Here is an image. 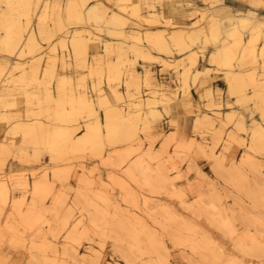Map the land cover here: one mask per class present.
<instances>
[{
  "label": "rangeland",
  "instance_id": "obj_1",
  "mask_svg": "<svg viewBox=\"0 0 264 264\" xmlns=\"http://www.w3.org/2000/svg\"><path fill=\"white\" fill-rule=\"evenodd\" d=\"M151 1L154 5L155 2H162V0ZM232 1L235 6L224 0L215 1L213 5L215 8L227 5V9L236 14H239L241 10H250L259 19H264V13H259L255 8L258 5L264 7V0ZM238 1L246 2L248 5L242 8L237 4ZM54 2L59 1L55 0ZM0 6V11L12 8H9L8 4L2 0H0ZM199 7L203 9V4ZM43 8L44 5L39 9L44 12L46 7ZM152 9L155 10L156 5ZM119 10L122 9L119 7ZM13 11L15 12L11 18L17 20L24 18L22 7ZM122 11L124 14L129 13L132 17L144 21L140 11L137 13L140 17L130 8L127 12ZM154 13L158 15L156 11ZM184 15L197 17L192 20L195 21L201 18V11L195 10L192 13L185 11ZM36 19V17L33 18V25L36 24L38 20ZM207 19L208 17L205 16L201 23H207ZM66 20L65 27L51 40H41L42 43L46 42L50 46L52 41L66 30L63 33L66 42L56 41L49 47V56L45 66L44 55L39 54L45 49L42 43L31 54L21 55L19 52L17 56L8 59L5 58V46L0 43V80L2 79L0 82V124L5 125L3 128L4 135L0 140V167L4 165L6 158L17 154L21 159L33 158L37 161L44 155H49L50 161L55 163L51 178L49 177L50 168L46 167L43 168V175L35 180V182L37 180L45 181L47 192L42 194H36L34 187L31 189L30 184L25 185L22 182L23 179L28 180L27 176L0 177V181H4L10 188L6 201L3 202L0 196V249L7 240L10 247L26 250L29 253L28 264H264V151L257 152L251 147L252 145L250 146L253 127L247 128L244 122L246 130L242 129L240 127V115H233L229 118L227 116L229 111H227L225 114L226 121L223 123L224 128H215L217 119L214 127H207L205 124H198L194 121V136L190 138L179 133L183 126L175 119L169 122L170 129L163 128L158 132L155 124L163 119V113L155 118L156 121L153 125L150 124L148 127L144 125V122H140L138 133L143 138L141 145L143 149L151 148L152 156L150 159L146 158V153L142 152L145 155L146 163L139 166L135 171L136 175L133 176L125 170V167H121V164L124 166L127 163L128 158L135 160L139 156V153L136 154L137 152L132 155L128 154L129 140L113 143L105 141L102 148L89 147L91 149L75 151L68 148L64 151L54 150L55 147L52 146L58 139L60 140L61 135H58V138L54 135L53 141L51 139L54 138L53 134L51 133V136L47 134L42 138L40 137L38 142H34L22 133L15 132V125L17 124L36 125L45 121L53 126L50 127L52 130H55L53 129L54 126L59 127L55 130L56 132L62 130L64 126H81L76 131L77 133H73V137H77V134L85 129L87 122L100 120V115L99 111L92 114L90 110H85L76 114V117L71 121L58 119V110L62 106L72 108L73 104H77L76 101L73 103L68 98L70 94L84 90L89 97H91L90 94H94L92 98L95 99L97 108L100 107L99 94H97L100 89L94 84L97 79L102 76V88H106L105 84H109L110 87L108 86V88L112 91L111 85L117 88L119 86L118 89L121 90L120 86L124 82L123 79L132 78L129 70L136 63L132 61L135 58L137 61L141 57H137V53L133 51L136 57L131 59L129 49L126 46L123 50L116 47L113 51L106 50L110 56L117 51V60H110L108 65L121 67L123 75L115 82L109 83L105 75L106 69L109 67L103 65V74L91 73L90 71L88 75H84L82 79L76 82V86L72 77L74 82L70 79L66 83L65 90L67 93L64 95L67 99H64L59 105L57 100L53 99V85L56 83L57 87V80L61 78L57 72L58 59L55 61L56 74L54 78L52 76L49 79H44L43 71L54 64L55 59L52 56L57 53L58 46L67 52L73 48L69 40L70 26L80 24L74 22L76 19L72 20L67 17ZM47 21L53 24L50 18ZM187 23L184 22L183 24ZM114 24L120 26L118 23ZM52 26L54 27V25ZM255 31L256 29L253 27L245 31L242 34L243 43L246 36L249 34V38H251ZM6 33V28L0 24V39L5 37ZM86 34L89 36V32ZM239 34L228 36L227 40L231 41L230 45L236 42ZM91 35L89 36V43L93 42V33ZM142 35L140 42L143 44L146 41L150 45L145 34ZM133 39L134 41L137 40ZM263 41L264 38L258 40L257 46L260 47ZM196 43L202 44L201 39H197ZM150 46L158 50L153 47L154 45ZM171 48L174 51L177 50V46L171 45ZM187 51V49L182 50L181 56L186 55ZM73 52L75 54V51ZM261 62H263L262 58L257 62H254L252 58L235 60L234 68L246 72V82L249 84L247 92L249 93H258L255 91L261 90L262 84L264 88V74L258 72V66ZM127 63L129 66H126ZM248 65H255V68L244 70ZM81 66L90 69L87 64H81ZM175 68L177 71L180 69L179 67ZM7 69H9L8 72ZM251 71L255 72L256 77H258L256 86H253L249 79ZM88 76L94 80L91 91L87 85ZM10 79H14V81L10 82ZM138 79L140 85H133L134 100L145 99L154 95L146 80L144 78ZM144 89L146 90L144 91ZM48 91L52 93L51 98ZM57 92L59 95L58 87ZM102 92L105 93L104 90ZM161 93L167 92L159 87L157 96H162ZM259 93H264V89ZM110 94L113 103L121 102L120 104H123L127 110L129 107L138 109L133 104L130 105V94H125L121 100H117L113 92ZM230 94L237 97L236 94L231 92ZM4 95L5 97H2ZM208 97L210 98V96ZM212 97L213 95L211 99ZM258 100L252 98L239 101L237 98L236 104L243 107L247 106L249 110L248 105L252 103L253 114L254 112H261L264 119L262 110L258 108V104H255ZM6 101L9 103L8 105ZM159 105H162L164 109L163 104L158 103L157 106ZM23 107H26L25 111H22ZM53 107H56V110H53ZM100 108L106 109L105 106ZM208 108L215 111L214 108L219 109L220 107L211 106ZM50 109L55 112H53L55 116ZM141 109L145 115V111L149 108L143 104ZM167 114L169 115V113ZM222 116L223 113L218 119L221 120ZM151 118L153 117L151 116ZM234 122H236L235 128L226 130ZM173 128L175 131L170 132ZM103 130H105L104 127ZM232 133L239 139H232V136H229ZM240 134H244L245 137L239 136ZM45 138H50L51 141ZM233 140L239 146H245V151L240 159L233 158L231 161H226V153L229 151L230 142ZM220 145L221 150L216 152ZM109 151L115 155L114 161L110 162L115 172L110 173L107 181H101L100 185L93 176L95 169H90L88 175L76 174L75 180L78 183V188L72 196L71 192L74 189H71L68 184L64 185V183L71 179V172L76 168L73 162L76 160L84 161L89 157L102 158L104 153H109ZM196 156H204L212 161L215 172L213 179L205 177L207 181L203 179H195L192 182L186 181L187 176L183 171V165L187 162L191 163L193 157ZM82 168L84 171L85 167L82 166ZM37 172L35 171L33 174L36 175ZM57 182L61 183L58 188L56 187ZM85 198L93 202L100 211L97 208L94 209V206L86 207ZM19 200L20 202L17 203ZM95 212H98L97 215ZM78 221H80V225L75 227L74 224Z\"/></svg>",
  "mask_w": 264,
  "mask_h": 264
},
{
  "label": "bare ground",
  "instance_id": "obj_2",
  "mask_svg": "<svg viewBox=\"0 0 264 264\" xmlns=\"http://www.w3.org/2000/svg\"><path fill=\"white\" fill-rule=\"evenodd\" d=\"M2 1L6 2L9 6V8L12 7L9 10L0 11V24L3 25L4 28H6V30H7L5 37L0 39L1 40L0 43L3 46H5V51H6V54H5L6 57L5 58H7V59L14 57V56H17L19 54V52L21 53V55L33 53L35 50H37L39 48L38 45L42 43L41 40H43V41L44 40H51L59 31H61L65 27L64 18H63V15L61 14L62 4L60 2H54L55 0H53V1H51V0H2ZM90 1L91 0H68L66 3V10H67L66 12L68 15L67 17L69 19H72V20L76 19L74 22H76L77 24H80V25L81 24L85 25L84 23H87V22H93L94 21V22L98 23V22L104 21L106 16H107V13H108L107 5L104 2H102V0L98 1V2H94L92 4H90ZM115 1H116L117 5L122 10H124L126 12L129 10V8L132 9V11L135 14H137L140 11V15H141L142 19L146 23H148L149 25L150 24L156 25V24H160V23L162 24L161 26H158L156 28H154V26H152L151 28H147L145 33H141L139 31H137L134 34H130L128 32V30H126V26L130 22V19L126 14H124V12L122 10H117V11L114 10L112 12V14L109 16V18H107L109 20L108 22L116 23V24L118 23L120 25V26H117L118 32L116 33V35H119L121 37H129V34H130V36L132 38L137 39L136 41L133 42V46H131L132 50L137 53V57H141L144 61H149V60L150 61H152V60H159L160 61V59L166 61L167 58L165 56H163V53H166L167 56L170 54L171 55L177 54V56H175V58L173 60V62H174L173 65H174V67H179L180 69H181V67H183L182 73L178 74V75H180L182 88L186 91H189V89H190V85H191L190 79H191L192 75L194 78L193 79L194 82H196L197 79H199V77H201V75H200L201 72L205 71L207 73V72L212 71V69L214 68V67H212V64L218 65V67H225L226 66L228 69L227 74H226V80L228 83L229 92H231L232 94H236L239 101H241V100L246 101V100H250L252 98H257V100L259 99L258 101L255 102V104H258V108H260V110H262V112H263L262 115H264V93H259V92L263 91V89H264L262 86L263 84L261 85V87H262L261 90L255 91L258 93L253 94V93L247 92V88H248L249 84L246 82V72L242 71V70H237L234 68L236 65L235 60L252 58V60L254 62H257L260 60V58H262V61L264 62V41L260 45V47L257 46L258 40H260L261 38H264V19H259V17L257 15H255L250 10H241V12L239 14H236L232 10L227 9V7H228L227 5H224L221 8H217V7L215 8L213 4L215 1H219V0H202L203 1V3H202L203 9L196 6L193 8V10H186L187 13H192L195 10L201 11V18L199 20H195V21L189 22L187 24H177L170 17L167 18V17H165V15H156L154 13L155 10L152 9L155 7V5L153 4V2L151 0H141V1L140 0H137V1H134V0H115ZM41 5L42 6L44 5V8L46 7L44 12H43V10L41 11L39 9L42 7ZM20 7H22V9H23L24 18L22 20L20 18H19V20H17L16 18H11V15H13V13L15 12L13 10H17ZM145 9L148 10V12H149L148 15L144 14L143 11ZM205 9H206V11H205ZM42 12H43V14H42ZM137 16H139V14H137ZM205 16L208 17V19H207V23L203 24V23H201V20ZM34 17H36L38 19V20L36 19L37 21H36L35 25H33V21H34L33 18ZM48 18H50V20L52 21L53 24H51L47 21ZM175 24H177V25H175ZM52 25H54V27ZM77 26H79V25H77ZM251 27L256 29V31L254 33H252L251 38H249L248 40H245V42L243 43L242 34L245 31L251 29ZM129 29H130V27H129ZM86 32H89V36H92L91 35L92 33H90L91 31L88 30L87 28H76L72 34L71 39H69V40L71 41V44L73 46L72 49H74L73 51H75L76 57L80 60V62L82 64L88 65V56H87L88 51L87 50H88V46H89V36H88V34H86ZM142 34H145V37H146L147 41L150 43V45H152V46L154 45L153 47H156L159 50L158 54L154 53L151 50L146 49V45H144L140 42L142 39V36H143ZM235 34H239V38L236 40V42L233 45H230L231 41L229 42L227 40V38H228V36H234ZM197 39H201V41H202V44H200L199 47H200L203 54H205L206 50L210 49V53L208 55V61H209L210 65L204 66L203 68H198L194 72L193 68L197 66L198 57H199V50L195 49L196 48L195 46L198 45V43H196ZM59 42H62V43L66 42V38L64 35L59 39ZM105 44H106V50H108V51H113L115 47L120 49V50L125 49V43L122 40H117L116 43L111 41V40H107L105 42ZM171 45L177 46V50L174 51L171 48ZM184 49L188 50L187 54L185 56H181L182 55L181 51ZM206 53H208V52H206ZM54 55L55 56H52L53 59H55L54 64H52L51 67H49V68H45V71H43V73L45 74L44 79H49L52 76H53V78L55 77L54 76L56 74L55 73L56 72L55 61L57 60V56H56L57 53H54ZM172 57H170V59ZM135 60H136V58H135ZM135 60H133L132 62L133 63L136 62ZM166 64L171 65V67H172V64H170V63H166ZM39 66H41V65H39ZM35 67H37V66H35ZM88 67H90L91 73H96V74H98V73L103 74L104 73V67H103L101 59L96 61V64H94V65H91V66L88 65ZM108 67L109 68L106 69L105 75H106L107 81H109V83H111L112 81L115 82L116 80H118L120 78L121 75H123L121 67L118 68V66H109V65H108ZM149 68H150V66H149ZM9 69H7V72ZM129 71H130L129 73L131 74L133 79L132 78H129V79L126 78L125 80L123 79L127 89H125L123 87H122V89H125L128 92H130V93L126 92V93L130 94V96H131L130 105L133 104L135 107L138 108L137 110L133 109V107H129V109L127 110L126 108H124L125 106H123V104L119 105L118 103H113L110 95L107 93V90L105 88L104 89L102 88L103 87L102 86L103 81H102V76H101V78L97 79V82L94 84L96 85V87L98 89H100L99 90L100 92L97 93V94H99L98 95V101L100 103V107L101 106L106 107L105 115H104L105 116L104 122H101V120H99V119H96L95 122H93V121L87 122L85 124V129H83L82 132L78 133L77 137H73V133H77L76 131H78L81 126H72V125L71 126H64L62 128V130H60L59 132H56L55 130L58 129L59 127L54 126L53 129H55V130H52L50 128L52 125H50L49 123H47L45 121L39 122L36 125H34V124H30V125L19 124L18 125L17 124V125H15L16 126L15 132L16 133L17 132L22 133L25 137H29L34 142H38L39 139H41L44 135H47V134L48 135L50 134L49 136H51L53 134V137H54V135H56L57 136L56 138L59 137L58 135H61L60 140L58 139L59 140L58 141L56 139L57 141L55 142L54 145H52L55 147V149L53 147H52V149L64 150V151L67 150L68 148H71V150H73V151L87 149V148L91 149L89 147H94V148L100 147V148H102L103 145H105V141H108L109 143H113V142H118V141L124 142V141L129 140L130 144H129V147L127 149L128 154L132 155L133 153L137 152L136 154L139 153L138 154L139 156L135 160H131V158L129 160V158H128V160H126L127 163L124 166L121 164V167L122 168L125 167V170L127 172H129L130 174H132V176L136 175L135 174L136 169L139 166L144 165L146 163L145 162L146 158L150 159L152 156V149L151 148L143 149V147L141 145L143 142V138L138 133L139 124H140V122H144V125L146 127H148L150 124L153 125L155 123V121H156L155 118L159 117L163 113L158 108V106H157L158 103H161L164 105V109H165L166 113L172 114L173 110H172L170 104L172 102L176 101L174 99V96H176V94L179 93L178 92L179 89H177L178 91L173 92L174 95L168 92L169 94L168 93H163V94L161 93L162 96L159 97V96H157V92H159L158 86L164 87L166 84L165 82H160L159 85L158 84L155 85L158 87L157 88V87H154L152 85V82H154V77L150 74V72L149 73L147 72L146 76L142 77L141 74L134 68V66L130 67ZM193 72H194V74H193ZM177 73H175V75ZM206 73H205V75H206ZM5 74H6V72H5ZM138 78H144L146 80L147 84L150 85V89H152V93H154V95H151L148 98L146 97L145 99L139 98L138 100H134L135 92H133V89H134L133 85H135V84L137 86L140 85ZM257 78L258 77H256V73L251 71V73L249 75V79H250L253 86L257 85V83H256ZM70 79H71V81H73L72 74H71V76L63 74V75H61V78H59L57 80V87H58L59 95L56 96L55 94H53V99L55 101L57 100L59 105H60V103H62L64 101V99L65 100L67 99L64 94L67 93L66 92L67 90H65L66 85H67L66 83L69 82ZM1 81H2V79L0 80V82ZM11 81H14V79L13 80L10 79V82ZM206 82H207V79H206ZM120 83H121V81H120ZM84 85H86V84H84ZM108 86H109V84H108ZM118 88H119V86H118ZM118 88L111 85L112 92H113V94H115L116 99L121 100L123 98V96L125 95V93L123 94V92L121 90H119ZM7 89L9 90V88H7ZM103 90L105 92L104 94L102 92ZM172 90H173V88H172ZM210 90L212 91V89H210ZM210 90H207V91H209V96L211 98L212 92ZM216 93H218V92H216ZM48 94H49V97L51 98L52 93H49V91H48ZM128 94H126V95H128ZM207 94H208V92H207ZM90 96L91 97H89V95L88 96L86 95L85 90L83 92H72V94H70V97H68V96L67 97L70 98L73 103L76 101L77 104L76 105L73 104L72 108L62 106L60 108V110H58V116L59 117H57V118L58 119L62 118V120H65V121H68V120L71 121V119H74V117H76V114H80L82 111H85V110H90L92 114L98 113V109L96 108L95 99L92 98L94 96V94H90ZM2 97H5V95ZM206 97H208V95ZM260 100H261V102H259ZM6 104L8 105L9 103L7 102ZM55 104H56V102H55ZM143 104L144 105L146 104L147 107L149 108L147 111H145L146 112L145 115H143V111H141L142 110L141 107ZM231 104L232 103L230 102L229 106H231ZM207 106L208 107L218 106L221 108L222 105L215 103V101L211 99V101L209 102V104ZM220 108L219 109L218 108L217 109L212 108L213 110H215L214 114H211L210 112H206V111L199 112L196 114V116H194L193 120L195 122H197L198 124H202V125L205 124V125H207V127L208 126L214 127L215 121H216L215 117L216 116L219 117L223 113ZM53 110H56V107L55 108L53 107ZM50 111L52 112L51 109H50ZM30 112H32V111H30ZM53 112H52V114H53ZM27 113H28V111H27ZM66 114H67V116H66ZM53 115H51V116L54 118L55 115L54 116ZM233 115H239V114L236 112L235 109L229 110V113H227V116L230 118V117H233ZM151 116L153 118H151ZM240 120H241L240 127L242 129L246 130V128L244 127V122H245L244 116L241 114H240ZM36 121H34V122H36ZM20 123H22V122H20ZM14 127H13V129H14ZM103 127L105 128V130H103ZM143 127H142V130H143ZM215 128H217V127H215ZM212 129H214V128H212ZM229 136L230 137L232 136V139H234V140L236 138H238V136H236L234 133H232V135H229ZM46 137H48V136H46ZM45 139H50V138H45ZM51 139L53 140V139H55V137L51 138ZM51 139H50V141H51ZM50 141H47V142L49 143ZM250 142H251L250 146L252 145L251 147L254 148L257 152H263L264 151V125L261 122L257 121V119L254 120L253 133L251 134V141ZM94 148H92V149H94ZM96 150H98V149H96ZM212 151H214V150H212ZM142 152L146 153V158H145V155L142 154ZM250 156H252V155H250ZM114 157H115L114 153L112 151H109V153L107 154V159L109 161L113 162ZM22 182L25 185L27 183L29 184L28 180H26V179H23ZM33 187H34V191L36 194H42L44 192H47L46 191L47 186H46L45 181H43V180H37L36 182H34ZM9 191H10V188L7 186V184L4 181H0V196H1V199L3 202L6 201V198L8 196ZM23 199H21V200H23ZM86 200L87 199L85 198V202H86L85 206L86 207H93L94 206L95 207L94 209L97 208V206L93 202L88 201V200L86 201ZM19 202H20V200L17 201V203H19ZM97 213H96V215H97ZM79 222L80 221L76 222L74 224V226L75 227L79 226L80 225ZM149 251L152 252V250H150V249H149ZM76 255H77V253H76Z\"/></svg>",
  "mask_w": 264,
  "mask_h": 264
},
{
  "label": "crops",
  "instance_id": "obj_3",
  "mask_svg": "<svg viewBox=\"0 0 264 264\" xmlns=\"http://www.w3.org/2000/svg\"><path fill=\"white\" fill-rule=\"evenodd\" d=\"M58 1L62 4L61 14L64 17V22L66 25V23H67V20H66V18H67L66 17L67 16V14H66V3L68 0H58ZM98 1H101V0H93V1L91 0L90 4H92L94 2H98ZM134 1H137V0H134ZM155 1H157V0H155ZM224 1L227 3H231L235 6V4L233 3L232 0H224ZM102 2H104L108 8V13H107L105 20L102 22H98V23L93 21V22H87L85 25H79V26L72 25V26H70L71 35H70L69 39H71L72 34L76 28H87L88 30H90L93 33V37H92L93 42L89 43V46H88V65H90V66L94 65V64H96V61L101 59L103 65L107 67L110 60L116 61L117 57H118L117 51H115L112 54V56L107 54L106 44H105V42L107 40H111L115 43L117 40H122L125 43V46L128 47V49H129V57L130 58L132 57L131 59H133L136 57V55L133 54V50H132L131 46H133L134 39L131 38L130 34H134L137 31H139L141 33H145L147 28H151L152 26H154V28H156L158 26H161L162 24L160 23V24H156V25L155 24L149 25L148 23H146V22H144V21H142L136 17H132L129 13H125L130 19V22L126 26V30H128V32L130 34H129V37H121L119 35H116V33L118 32L117 26L114 23L108 22L109 20L107 19V18H109V16L112 14V12L114 10H116V11L119 10V7H118L116 1L115 0H102ZM201 4H202L201 0H162L161 3L155 2V5H156L155 11L157 12L158 15H165V17H167V18L170 17L171 19H173L174 22H176L178 24H183L184 22H188V23L192 22L193 19L197 18V17H186L184 15V12L186 10L193 9L196 6L199 7ZM237 4L239 6H241L242 8L246 7V5H248V3L243 2V1H238ZM255 8L258 10L259 13L260 12L264 13V7L262 5L255 6ZM143 12L146 15L149 14L147 9H145ZM197 12H199V11H197ZM129 27H130V29H129ZM64 32H66V30H64L63 33ZM63 33H60L58 35V37H56L52 41L51 45H53L56 41L59 42V39L63 36ZM249 37H250V35L248 34L246 36V40H248ZM42 44L45 47V49L42 52H40L39 54L44 55V66H45L46 62L48 60V56H49L48 55L49 47L51 45L48 46L46 42H43ZM143 44L146 45V49L151 50L156 54L159 52L158 50L151 48V46L146 41ZM199 45H200V43L195 46L196 47L195 49L199 50V57H198L197 66L193 68L194 72L198 68H203L204 66L210 65L209 61H208V55L210 53V49L205 51V54H206L205 55L202 53ZM206 52H208V53H206ZM56 56L58 59V63H57L58 74H60V75L66 74V75H70V76L72 74V77L75 81V86H76V82L79 79H82L84 75H88L90 73L89 68L85 69L81 66L82 63L76 57V55L73 53L72 49H70V52H67L66 50H63L60 46H58V51H57ZM163 56H165L167 58L166 61L162 60V59H160V61L159 60L144 61L142 58H138L135 65H134L135 69L141 74L142 77H145L146 73L150 72V74L154 77V82H152V85L154 87H157L155 85H157L159 82H165L166 84L164 87L158 86L162 90H164L165 92H167V93L169 92V93L173 94V92L178 91L177 89H179V91H178L179 93H177L176 96H174V99L176 101H174L170 104V106L174 112L173 114L168 115L167 113H165L162 105L158 106V108L163 112V119L159 120L155 124V127H156L158 132H160V130L163 128H169L170 129L169 122L172 119H175V120H178L180 125L182 124V126H183V128H181L179 130V133L186 135L187 138L193 137L194 136V130H193V127H194L193 118H194V116H196L197 113L202 112V111L203 112L206 111V112H210V113L214 114V111L210 110L207 106L209 104V102L211 101V98L206 97L207 95L209 96V91H207V90H210V89H212V91L210 90L212 92V95H213L212 100H214L215 103H217V104H221L222 105L221 111H223V116H222L221 120H219L217 116L215 117L217 119L216 127L224 128L223 123L226 121L225 114L227 111H229L231 109H235L239 115L241 114L244 116V121H245V125L247 128L253 127L254 126V120H256V119H257V121L264 124V119L261 116V112H254V114H253L252 103L248 105L249 110H248L247 106L243 107V106L236 104L237 97L232 96L229 92V87H228V83L226 80V74H227L228 69L226 67H218V65L212 64V67H214L212 69V71L207 72V73L205 71L201 72V74H200L201 77H199L200 80L197 79L196 82H194V80H193L194 78L192 75V77L190 79V83H191L190 89H189V91H186L182 88L180 75H178V74L182 73L183 67H181V69H179V71H177L174 66L171 67V66L166 64V63H170L173 65L174 64L173 60H174L175 56H177V54H172V55L170 54L167 56L166 53H163ZM183 56H185V54ZM170 57H172V58L170 59ZM148 65L150 66V68ZM127 66H129V63H127ZM253 68H255V65H248L247 67L244 68V70L253 69ZM194 72H193V74H194ZM204 72L206 73V75ZM258 72L260 74H264L263 62H261L260 65L258 66ZM175 73H177V74L175 75ZM205 78L207 79V82H206ZM93 81L94 80H92L91 77H89V76L87 77V85L89 86L90 91H91ZM105 86H106L105 89L107 90V93L109 95H111L110 93L112 91L108 88L107 84H105ZM122 87L126 89L125 82L122 83V85L120 86V89L123 93L126 94L127 90L122 89ZM172 88H173V90H172ZM53 90H54V94L57 96L58 92H57L56 83L53 85ZM145 90L146 89H144V91ZM207 92H208V94H207ZM216 92H218V93H216ZM230 102L233 103V105L231 104V106H229ZM118 104L122 105L120 103H118ZM97 108H98L99 115L101 118L100 120H101V122H104V120H105V116H104L105 115V108H100L99 106ZM25 109H26V107H23L22 111H25ZM235 123L236 122H234L231 126L226 128V130H229L231 128L234 129ZM4 126L5 125H3V123L0 124V140L3 138V135H4V131H3ZM174 131H175V128L170 130V132H174ZM239 136L245 137L244 134L243 135L240 134ZM197 138L199 139V137H197ZM209 145H211V142H209ZM221 145L219 146V148L217 149L216 152H219L221 150ZM244 151H245V146H239L234 141L230 142V149L226 153V161H231L233 158H237V160L240 159L242 154L244 153ZM30 153L32 155V151ZM107 154H108V152H105L104 153L105 156L103 155L102 158L89 157V158H86L84 161L76 160L73 162V164L75 165L76 168H74V170L71 172V179L68 182L64 183V185L68 184L71 187V189H74L71 192L72 196H74V193H75L76 189L78 188V183L75 180L76 174L82 175L84 173L85 175H88V171L90 169H95L93 176H94L95 181H97L98 185H100L101 181H107V178H108L110 173L115 172L114 167L112 166V164H110L111 161H108V159H107ZM212 165H213L212 161H210L208 158H206L204 156L193 157L191 163L187 162V163H184V165H183L184 166L183 171L186 173V176H187L186 180L190 181V182H192L195 179H197V180L203 179V180L207 181V179L205 177H210L213 179L215 177V172H214ZM82 166L85 167L84 171H83ZM46 167L50 168L49 177L51 178L52 177V168L55 167V163H52L50 161L49 155H44L43 157H41L39 159V161H37L33 158H30L28 160L21 159L20 156H18V154L12 155V156L6 158L4 165H2L0 167V177L8 178L11 176H16V175L17 176L18 175L27 176L28 182H29L30 187L32 189L36 178L39 179V177H41L43 175V172H44L43 168H46ZM189 167H191V168H189ZM35 171H38L36 173V175L33 174V172H35ZM60 184H61L60 182H57L56 187L57 188L60 187ZM5 242L6 243H4L3 247H1V249H0V264H28L29 253L26 250H23L21 248L10 247V244L8 243V241L5 240Z\"/></svg>",
  "mask_w": 264,
  "mask_h": 264
}]
</instances>
